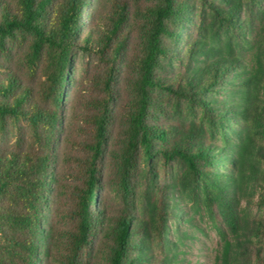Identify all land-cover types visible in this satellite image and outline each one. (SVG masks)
<instances>
[{"label": "trees", "instance_id": "1", "mask_svg": "<svg viewBox=\"0 0 264 264\" xmlns=\"http://www.w3.org/2000/svg\"><path fill=\"white\" fill-rule=\"evenodd\" d=\"M77 50L97 69L72 98L60 210ZM8 120L28 122L30 145L0 150V264H192L205 216L213 264H264V0H0Z\"/></svg>", "mask_w": 264, "mask_h": 264}, {"label": "rangeland", "instance_id": "2", "mask_svg": "<svg viewBox=\"0 0 264 264\" xmlns=\"http://www.w3.org/2000/svg\"><path fill=\"white\" fill-rule=\"evenodd\" d=\"M72 59L73 64L66 91L68 96L62 111L64 129L59 132V144L55 154V158L59 161L60 177L63 183V186L59 187L62 193L55 204L60 210H67L70 207V193L73 185L76 184L70 177L71 169L66 164H62L64 152L74 151V146L69 142H74L80 137L79 125L81 124L80 117L83 109L78 104H75L72 98L76 97L77 93H81L79 89H84V92L88 91L89 79L97 69L93 57L80 50L73 53ZM84 92L82 93L84 94ZM67 138H69V142ZM29 145L30 131L27 121L22 120L14 123L12 120H8L5 124H0V150L19 149L24 151L29 148ZM110 179L111 177L105 173L102 181L103 185L99 190L103 192V195L111 205H117L114 194L111 193ZM199 223L200 229L195 232V238H192L188 243L186 255L192 264H213L219 247V236L216 230L211 227L207 216L204 219H199Z\"/></svg>", "mask_w": 264, "mask_h": 264}]
</instances>
